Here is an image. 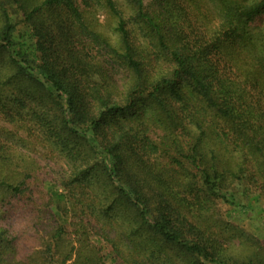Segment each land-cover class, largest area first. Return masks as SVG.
Instances as JSON below:
<instances>
[{
  "label": "trees",
  "instance_id": "1",
  "mask_svg": "<svg viewBox=\"0 0 264 264\" xmlns=\"http://www.w3.org/2000/svg\"><path fill=\"white\" fill-rule=\"evenodd\" d=\"M0 121V264H264V0H0Z\"/></svg>",
  "mask_w": 264,
  "mask_h": 264
},
{
  "label": "rangeland",
  "instance_id": "2",
  "mask_svg": "<svg viewBox=\"0 0 264 264\" xmlns=\"http://www.w3.org/2000/svg\"><path fill=\"white\" fill-rule=\"evenodd\" d=\"M0 123L3 124V122L1 121ZM55 212L60 218V220L63 221L64 217L62 216V214L58 210H55ZM239 219L240 221L242 220L244 224H246L247 228H253L251 224H253V226L255 225L257 232H260L264 237V216H260V214H258L257 212L255 213L249 211V213L247 214H241ZM106 264H114V261L108 260Z\"/></svg>",
  "mask_w": 264,
  "mask_h": 264
}]
</instances>
